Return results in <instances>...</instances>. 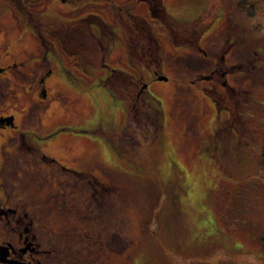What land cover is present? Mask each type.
I'll use <instances>...</instances> for the list:
<instances>
[{"label": "rangeland", "instance_id": "obj_1", "mask_svg": "<svg viewBox=\"0 0 264 264\" xmlns=\"http://www.w3.org/2000/svg\"><path fill=\"white\" fill-rule=\"evenodd\" d=\"M133 1L115 0L118 6ZM162 1L172 19L189 23L206 4L221 0ZM2 4L0 61L8 65L15 60L21 69L0 71L6 82L0 114H16L24 126L20 123L19 131L30 132V143L47 156L89 173L87 182L73 185L69 212L63 202L48 201L56 189L43 176L54 177L55 167L24 158V168L31 172H24L22 182L27 206L40 210L36 230L41 247L50 251L53 244L47 264H264V0L255 3L251 18L237 13V0H222L220 18L202 40L205 54L176 42L145 2L138 5L137 14L155 29L154 49L160 55L154 66L169 79L155 81L149 69L143 71L150 93L161 103L164 135L160 140L149 134L154 123L151 131L145 127L141 133L140 124L133 122L136 130L118 142L120 151L106 134L81 131L110 134L126 124L128 105L100 84L111 68L139 76L128 65L125 31L120 28L119 40L106 39L111 68L85 69L56 39L54 50L43 48L25 19ZM32 10L58 22L87 14L98 23L118 22L113 5L105 1L74 9L66 0H47ZM230 23L240 31L228 47ZM227 47L221 73L234 95L216 80L195 84ZM49 68L45 98L37 80ZM15 71L22 75L19 81ZM204 88L212 89L217 101ZM12 133H3V139ZM34 162L40 163L39 172L32 168ZM15 173L9 172L10 180L15 181ZM97 181L109 185L108 190L102 193ZM55 239L59 244L54 245Z\"/></svg>", "mask_w": 264, "mask_h": 264}, {"label": "trees", "instance_id": "obj_2", "mask_svg": "<svg viewBox=\"0 0 264 264\" xmlns=\"http://www.w3.org/2000/svg\"><path fill=\"white\" fill-rule=\"evenodd\" d=\"M1 1L10 5L23 17V19H25L26 27L34 32L43 48L54 50L53 40L56 39L68 54L79 57V64L85 69H87V66L95 69L109 67V64L107 63V55L111 49L109 50V43L106 39H121L119 37L121 28V30L125 31L127 37L126 39L121 34L124 39L122 44L127 47L130 65L140 71L142 68L146 67L153 73L161 72V69L154 66L157 55H160L158 52L157 54L154 49V44H156V46H158V44L152 26L147 23L145 18H142L137 14L136 9L138 5L141 2H145L150 8V13L153 19L158 20L159 23L169 31L176 42H180V44L183 45H190L193 48L201 50L204 54L202 40L207 36L209 33L208 31L217 20L216 17H218V19L220 18L222 2L221 0L217 3L210 4L212 6L206 4L202 13L196 20L189 23H181L169 16L162 0H134L125 6H118L115 0H66V2L69 5L71 4L74 9L88 5L90 2H110L113 5V12L116 15L118 22L109 24L101 19L100 23L90 19V17L95 16L94 14L79 16L70 22L52 21L46 16L38 15L32 10L33 6L38 4L41 5L47 0H0V2ZM257 1L259 0H237V13L239 12L242 18L254 17L257 12L255 8L257 7L255 6ZM236 26L237 24L233 26L232 23H230V26L227 27L226 36L228 38V47L233 46L231 38L236 35V30L240 31ZM113 28L115 30H113ZM95 31H97V33ZM228 47L225 48L221 54L228 51ZM156 48L160 51L159 47ZM199 77L195 83L199 80H216L217 82L226 84L227 93L234 95V92H232V90L234 91V88L227 83V80L221 73H206L199 75ZM154 80H158L156 76L154 77ZM100 84L107 87L114 98L120 99L128 105L129 112L126 117V124L121 130L116 129L111 131L110 134H108V132L103 133L99 130H85L81 131L82 133L93 135L100 134L102 136L106 134L105 137L106 139L108 138L107 140L112 144V148L118 151L121 149V146H118V142L121 143L123 139L129 138L128 135L132 136L128 133H133L136 130L135 127L133 129L131 128L133 122L140 124L141 133L145 132V127L148 129V132L151 131L148 127H150V123H154L151 126V129L154 128V132L151 131L149 134H156L155 137L158 136L160 140L163 138V110L161 108V103L153 97L148 88H144V86L147 85L144 75L136 76L128 71L111 68L109 75L106 79L101 80ZM206 91L211 99L217 101L214 94H212L214 92L212 89L208 88ZM141 104H143L144 109L139 108V105L141 106ZM150 108H152V110H150ZM139 109L142 110L140 113L141 115L139 114ZM143 121H146V123ZM72 175L74 180L77 176H79L82 181H87L89 178L88 174V177H86V173L73 172ZM100 187L101 191L103 189L102 193H104L108 190L109 185L106 183H100Z\"/></svg>", "mask_w": 264, "mask_h": 264}, {"label": "flooded vegetation", "instance_id": "obj_3", "mask_svg": "<svg viewBox=\"0 0 264 264\" xmlns=\"http://www.w3.org/2000/svg\"><path fill=\"white\" fill-rule=\"evenodd\" d=\"M0 5H4L2 4V1L0 2ZM148 10H150L149 6H148ZM149 14L151 15L150 12ZM228 54L229 51H226L224 54L216 55L214 59V68L208 73L209 74L221 73L222 72L221 67L225 65L226 63L225 60ZM127 56H128L127 57L128 65H130L128 53ZM45 59H47V57H45ZM77 64H79V61ZM3 68L12 69V70L21 69L20 64L15 60H13V62L9 63L8 65H4V62L0 61V71ZM50 68L48 69L46 74L44 73L42 77L37 80L38 87L42 88L43 95L45 96V98L48 97L46 96L47 80L49 79L50 76H52V73H50ZM144 69L148 70V68L146 67L142 68L141 71L137 70L139 72L138 73L139 76H143L142 73ZM15 72H16L15 74L13 73L15 81H19L18 78L22 75H20L19 73L20 71L19 72L15 71ZM150 72L152 73L153 77L158 75V72L156 73H153L152 71ZM221 74L224 77L225 73H221ZM158 77L159 75L157 76V79ZM3 78L4 77L2 76L1 78L0 75V98H1V94L3 95L2 87L3 85H6V82H4ZM6 79L8 80L9 77H6ZM32 82L35 83V81ZM209 82H214V81H209ZM222 85L226 86V84L224 83H222ZM148 86L149 83H147V88ZM204 90H206V88H204ZM14 97L17 99L18 96L15 95ZM0 103H3L2 105L0 104V111H1L3 108H5L6 102L0 101ZM3 116H8V117H3ZM16 119H17L16 114H10V115L0 114V227H1L0 264H12L13 262H18L20 264H47L46 255H50V251L51 253H53L54 251L53 244L51 243L52 245L49 246L50 251L44 250L41 247L42 246L40 241L41 235L36 230L37 229L36 222L38 221V216L36 215V213H39L40 210H38L39 211L38 212L37 210L27 206V201H26L27 198L25 197L26 193L24 194V189H23L24 185L22 186L23 184L22 182H24L23 179L25 178L24 172H29V171H26L24 168L25 165L24 158L25 157L27 158V162L32 159L33 160L42 159L44 163L49 164L52 167L53 166L55 167L54 169L55 171L57 170L56 171L57 174L54 177H51L49 175L48 177L47 175L43 176V178H47L48 180H50L51 186L54 187L53 189H56L55 194L49 196L48 201L50 203H56V204H61V202H63V204L67 206L69 212L71 210L70 195L72 194L71 189H73L72 188L73 185L78 186L80 185V183L88 181L87 179H86L87 181H82V179H80L79 176H77V178L75 177L76 179L74 180L72 173L73 172L86 173V177H88L87 174L89 173L84 171L70 170L65 166L61 165L55 158L44 154L40 148L30 143L29 141L30 132L19 131L20 123H22V121L18 123ZM8 131H12L13 133L8 134L9 138L6 137V139H3V133ZM28 158H32V159H28ZM34 165L35 166L32 168L36 170V172L38 168V172H39L40 163L35 164L34 162ZM9 172H16L15 173L16 175L14 176L15 181L9 179ZM30 173L31 172H29L28 175H30ZM16 179H20V180L16 181ZM100 183H104V182L98 181V184ZM44 209L45 208H43L42 210ZM56 244H59V242L55 239L54 245ZM66 245L71 250L69 241L68 244Z\"/></svg>", "mask_w": 264, "mask_h": 264}, {"label": "water", "instance_id": "obj_4", "mask_svg": "<svg viewBox=\"0 0 264 264\" xmlns=\"http://www.w3.org/2000/svg\"><path fill=\"white\" fill-rule=\"evenodd\" d=\"M158 80H160V81H167L168 78L165 77V76H159V77H158ZM144 88H147V85L144 86ZM12 264H20V263H18V262H13Z\"/></svg>", "mask_w": 264, "mask_h": 264}]
</instances>
